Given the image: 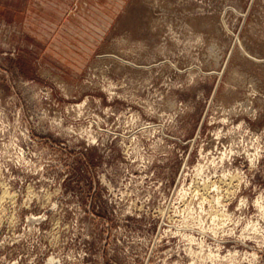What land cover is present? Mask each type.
Wrapping results in <instances>:
<instances>
[{"label": "rangeland", "instance_id": "rangeland-1", "mask_svg": "<svg viewBox=\"0 0 264 264\" xmlns=\"http://www.w3.org/2000/svg\"><path fill=\"white\" fill-rule=\"evenodd\" d=\"M0 264H264V0H0Z\"/></svg>", "mask_w": 264, "mask_h": 264}, {"label": "bare ground", "instance_id": "bare-ground-1", "mask_svg": "<svg viewBox=\"0 0 264 264\" xmlns=\"http://www.w3.org/2000/svg\"><path fill=\"white\" fill-rule=\"evenodd\" d=\"M222 180V179H221ZM232 180H233V178H232ZM229 181H230V179H229ZM221 182V181H220ZM224 183V182H223ZM228 186V185H227ZM211 187V186H210ZM203 188V187H202ZM199 189V188H198ZM199 191V190H198ZM228 191V190H227ZM202 192V191H201ZM225 193V192H224ZM203 196V195H202ZM204 198H205V196H204Z\"/></svg>", "mask_w": 264, "mask_h": 264}]
</instances>
